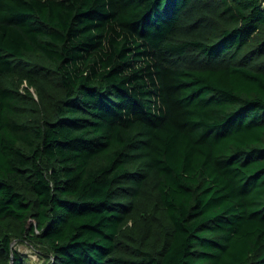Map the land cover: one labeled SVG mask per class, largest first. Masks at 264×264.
Here are the masks:
<instances>
[{"label": "trees", "instance_id": "16d2710c", "mask_svg": "<svg viewBox=\"0 0 264 264\" xmlns=\"http://www.w3.org/2000/svg\"><path fill=\"white\" fill-rule=\"evenodd\" d=\"M14 242L264 264V0H0V264Z\"/></svg>", "mask_w": 264, "mask_h": 264}, {"label": "rangeland", "instance_id": "374dc122", "mask_svg": "<svg viewBox=\"0 0 264 264\" xmlns=\"http://www.w3.org/2000/svg\"><path fill=\"white\" fill-rule=\"evenodd\" d=\"M15 248L19 250L21 253L26 255V262L25 264H44V259L41 257L40 252L42 249H37L32 247L28 243H17L14 242Z\"/></svg>", "mask_w": 264, "mask_h": 264}, {"label": "water", "instance_id": "95a60500", "mask_svg": "<svg viewBox=\"0 0 264 264\" xmlns=\"http://www.w3.org/2000/svg\"><path fill=\"white\" fill-rule=\"evenodd\" d=\"M14 244V243H13ZM13 261V260H12Z\"/></svg>", "mask_w": 264, "mask_h": 264}]
</instances>
